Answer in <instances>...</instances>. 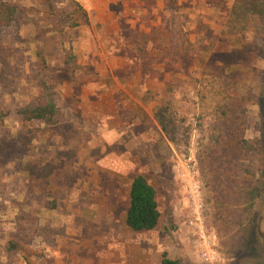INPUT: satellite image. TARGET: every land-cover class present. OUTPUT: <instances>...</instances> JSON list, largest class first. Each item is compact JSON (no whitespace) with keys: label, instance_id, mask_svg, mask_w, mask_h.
<instances>
[{"label":"rangeland","instance_id":"1","mask_svg":"<svg viewBox=\"0 0 264 264\" xmlns=\"http://www.w3.org/2000/svg\"><path fill=\"white\" fill-rule=\"evenodd\" d=\"M7 1L22 11L0 27V147L14 150L0 153V264H162L164 253L201 264L189 227L197 218L216 235L221 264H264V38L261 28L229 29L236 0ZM69 16L81 25L71 28ZM70 49L73 80L63 75ZM41 77L55 84L71 128L62 136L18 115L37 100ZM228 81L249 100L244 138L263 149L233 176L212 162L210 127V100ZM156 94L173 113L171 135L154 114ZM64 161L57 208L38 211L23 169ZM137 175L161 211L158 227L140 233L126 225ZM247 190H257L252 203ZM11 241L19 251H6Z\"/></svg>","mask_w":264,"mask_h":264},{"label":"trees","instance_id":"2","mask_svg":"<svg viewBox=\"0 0 264 264\" xmlns=\"http://www.w3.org/2000/svg\"><path fill=\"white\" fill-rule=\"evenodd\" d=\"M77 11L81 12L88 23L87 13L78 4H75ZM250 9L247 14L240 15L239 12H245ZM21 9L7 0H0V27H10L13 25L21 14ZM70 27L76 28L81 25V21L68 17ZM261 28L264 38V0H236L231 15L229 29L238 35L244 34L249 29ZM165 34L157 28L152 29V35ZM192 50V43L187 41ZM143 55V50H136ZM36 56L41 65L42 70L48 68L47 57L42 50L36 52ZM78 70L77 57L73 50L70 49L63 61V75L67 80H73ZM231 82H221L220 89L214 93L211 98L212 111L211 124L215 143L218 144L213 156L212 162L217 168L225 172H233L235 174L238 162L246 159L249 155H256L263 151L260 141L250 142L244 138L245 127L247 123V104L248 99L238 94ZM199 97V96H198ZM158 101L154 114L162 125L164 131L171 135V126L166 119V114H173L169 104H165L164 99H159L158 94L150 98ZM203 102H207V97H201ZM58 92L56 86L50 83L46 77H41L40 93L34 103L28 104L18 110V115L26 123H41L46 129H53L56 135L62 136V129L66 132L70 131V127L63 125L60 119L58 106ZM4 118L0 123H3ZM0 153L12 155L14 150L10 149ZM66 161L61 162L59 166L48 164L45 168H40L39 164L27 165L23 169V174L28 179V186L31 194L29 202L36 205L37 210L44 208L55 210L58 206V188L56 181L63 176L62 172L66 168ZM231 177L230 174H227ZM215 189V186H214ZM219 189V188H218ZM216 190V189H215ZM250 203L255 200L257 190H247ZM253 191V192H251ZM252 205V204H251ZM251 207V206H250ZM31 216L30 214L22 215L23 218ZM235 219V218H234ZM161 221V211L157 199V192L154 186L143 175L134 177L129 192V208L126 214V225L133 232H148L156 229ZM232 225L233 220L228 219L225 224ZM221 230V227L219 228ZM7 252H16L20 250V246L16 242H8L5 245ZM162 264H179L167 258V253L163 255Z\"/></svg>","mask_w":264,"mask_h":264},{"label":"built area","instance_id":"3","mask_svg":"<svg viewBox=\"0 0 264 264\" xmlns=\"http://www.w3.org/2000/svg\"><path fill=\"white\" fill-rule=\"evenodd\" d=\"M192 230V240L194 248L198 252L201 264H221L222 258L218 251L216 235L209 232L205 224L197 218L189 221Z\"/></svg>","mask_w":264,"mask_h":264},{"label":"crops","instance_id":"4","mask_svg":"<svg viewBox=\"0 0 264 264\" xmlns=\"http://www.w3.org/2000/svg\"><path fill=\"white\" fill-rule=\"evenodd\" d=\"M129 208V207H128ZM128 210V209H127ZM110 253H111V250H110V252H109V256H110ZM108 264H115V261L113 260V261H111V256H110V258H109V262H108Z\"/></svg>","mask_w":264,"mask_h":264}]
</instances>
